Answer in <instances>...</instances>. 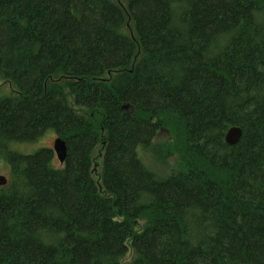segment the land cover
I'll return each instance as SVG.
<instances>
[{"label":"trees","instance_id":"16d2710c","mask_svg":"<svg viewBox=\"0 0 264 264\" xmlns=\"http://www.w3.org/2000/svg\"><path fill=\"white\" fill-rule=\"evenodd\" d=\"M124 4L0 0V264H264V0Z\"/></svg>","mask_w":264,"mask_h":264},{"label":"rangeland","instance_id":"374dc122","mask_svg":"<svg viewBox=\"0 0 264 264\" xmlns=\"http://www.w3.org/2000/svg\"><path fill=\"white\" fill-rule=\"evenodd\" d=\"M115 2L119 3L121 6H124L125 4V0H115ZM127 29H128V32H130V25H126ZM11 95V96H15V93H14V90L13 88L10 86L9 83H4V84H0V95ZM56 138V134L53 133V132H47L45 133V135L41 138V140L36 144L37 147H40V146H43V147H48V148H51L52 149V146H53V140ZM30 149L29 146H21L19 145L18 146V150H21V151H26ZM34 150V149H33ZM32 150V151H33ZM55 157V156H54ZM55 163L59 164L58 162V159L55 157ZM168 163L169 165L171 166L173 164V160L171 158L168 159ZM94 177H95V180H97V175L98 173L100 172V166L99 164L96 162L94 164ZM0 175H4L7 177V180L9 179V168L8 166L6 165V163L4 161H2L0 159ZM142 224V222H139L138 224L135 225L134 229L135 230H139V226ZM131 256H132V252L131 250H129L127 252V254L123 257L122 259V264H128L129 260L131 259Z\"/></svg>","mask_w":264,"mask_h":264},{"label":"water","instance_id":"95a60500","mask_svg":"<svg viewBox=\"0 0 264 264\" xmlns=\"http://www.w3.org/2000/svg\"><path fill=\"white\" fill-rule=\"evenodd\" d=\"M126 108L127 105H124L123 109ZM240 136H241V129L238 126H232L228 128V130L224 135L225 143L228 145H233L238 142ZM52 151L56 156V158L58 159L59 163H63L67 154V147L65 141L60 137H56L53 140ZM7 182H8L7 177L4 175H0V187L5 186Z\"/></svg>","mask_w":264,"mask_h":264},{"label":"bare ground","instance_id":"6f19581e","mask_svg":"<svg viewBox=\"0 0 264 264\" xmlns=\"http://www.w3.org/2000/svg\"><path fill=\"white\" fill-rule=\"evenodd\" d=\"M123 106H124V105H123ZM123 106H122V107H123Z\"/></svg>","mask_w":264,"mask_h":264}]
</instances>
